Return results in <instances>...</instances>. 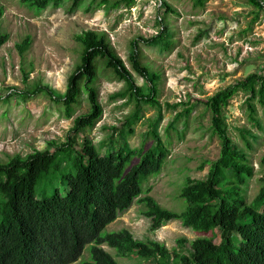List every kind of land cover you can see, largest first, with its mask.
I'll use <instances>...</instances> for the list:
<instances>
[{
    "label": "rangeland",
    "instance_id": "obj_1",
    "mask_svg": "<svg viewBox=\"0 0 264 264\" xmlns=\"http://www.w3.org/2000/svg\"><path fill=\"white\" fill-rule=\"evenodd\" d=\"M160 1L170 12L157 9ZM87 2L84 0L70 13L68 2L57 8L47 6L35 11L20 0H0V35L6 36L0 46V163L13 156L23 158L34 151H53L71 134L73 119L87 112L82 94L72 115L65 118L62 109L41 89L57 95L64 92L66 80L78 64L80 47L73 40L75 34L82 31L104 34L113 52L131 73L133 84L143 88L145 81L137 77L128 64L134 41L141 63L158 76L157 107L142 106L139 120L127 134L123 126L133 103L127 95L114 97L125 91V85L103 72L95 83L102 113L94 127L82 136L90 140L99 154L104 153L112 128L122 133L116 138L129 149H146L152 144L147 131L158 114L155 131L168 155L161 171L149 176L140 187L149 189L147 196L159 207L180 213L185 207L178 197L183 180L186 177L204 179L207 163L218 155L219 143L209 130V113L203 102L249 74L264 73V6L255 10L245 0H205L201 6L196 5L195 0H135L131 8L100 7L85 11ZM159 18L166 27L170 43L166 51L141 41L156 34ZM25 37L30 43L20 57L15 46ZM245 99L246 95L241 92L234 95L224 109V118L228 136L246 151L253 169V177L243 192L249 202L257 192V178L262 170L259 159L264 156V115L254 102L260 129L253 127L245 113ZM186 107L191 108L186 127L180 119L172 124L175 131H169L170 138L166 137L165 128L174 115ZM240 131L254 138L247 137L248 149L243 147ZM135 161L136 158L132 160ZM57 180L46 192L42 189L44 194L49 195L52 187L63 190ZM40 187L35 188L36 196H40ZM143 210L142 204L133 202L127 211L106 225L100 235L124 229L133 239L157 242L169 252L173 248L178 251L175 240L179 238L185 241L184 249H189V242L196 237L191 230L175 220L150 231ZM212 242L217 244L218 238H212ZM100 248L116 264H147L137 256H117L114 249L103 244ZM88 249L89 245L84 246L71 264L89 261Z\"/></svg>",
    "mask_w": 264,
    "mask_h": 264
},
{
    "label": "trees",
    "instance_id": "obj_2",
    "mask_svg": "<svg viewBox=\"0 0 264 264\" xmlns=\"http://www.w3.org/2000/svg\"><path fill=\"white\" fill-rule=\"evenodd\" d=\"M83 1L20 0L35 11L47 6L57 8L68 2L70 13ZM134 1L88 0L84 10L131 8ZM204 1L195 0V4L201 6ZM245 2L255 10L264 6L259 0ZM157 9L170 12L162 1ZM158 20L156 34L141 41L166 51L170 46L167 30L161 18ZM5 40L6 36L0 35V46ZM73 40L79 45L80 53L64 92L57 95L41 89L62 109L65 118L72 115L82 94L88 110L73 119L71 134L53 151H34L23 158L13 156L0 163V264H71L86 245H89L90 260L78 264H116L100 248L102 244L114 249L117 256H137L147 264H264V156L259 159L262 170L257 178V192L247 202L243 192L253 177V169L246 151L228 136L224 118L228 101L241 92L246 95L244 107L249 123L260 129L254 102L264 115V73L249 74L203 102L209 113V130L219 143L218 155L207 163L204 179L186 177L183 180L178 197L185 207L175 213L159 207L147 196L149 189L140 187L149 176L161 171L168 155L155 131L158 114L147 131L152 144L146 149H129L116 138L122 133L112 128L104 153L99 154L90 140L82 136L94 127L102 113L95 88L98 75L107 72L125 85V91L114 97L127 95L133 103L123 126L127 134L139 120L142 106L157 107L158 76L141 63L134 41L128 64L130 70L145 81L143 88L133 84L131 73L113 52L104 34L82 31L75 34ZM29 43V38L25 37L15 46L20 57ZM190 112L191 108L186 107L176 113L165 128V136L170 138L171 130L175 131L172 124L180 119L185 128ZM247 137L254 139L250 133L240 131L245 149L250 147ZM134 158L136 161L132 162ZM54 180L63 190L52 187L49 195L44 194ZM38 186L44 189L39 192L40 196L35 195ZM133 202L142 204V215L149 220L150 231L175 220L191 230L196 237L189 242V249H184L185 241L179 238L175 240L178 251L173 248L169 252L157 242L133 239L124 229L100 235L104 227L127 211ZM214 237L218 238L217 244L212 242Z\"/></svg>",
    "mask_w": 264,
    "mask_h": 264
}]
</instances>
